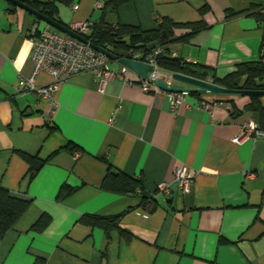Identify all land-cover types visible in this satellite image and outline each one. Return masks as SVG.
Wrapping results in <instances>:
<instances>
[{"label":"crops","instance_id":"crops-1","mask_svg":"<svg viewBox=\"0 0 264 264\" xmlns=\"http://www.w3.org/2000/svg\"><path fill=\"white\" fill-rule=\"evenodd\" d=\"M108 1L55 0L57 16L67 25L99 21ZM256 9L264 11V0H129L108 9L106 21L143 29L164 18L204 21L206 27L191 35L184 27L172 29L167 44L185 60L225 76L238 63L262 58L264 29L251 14ZM43 24L0 0V185L31 201L0 241V264H264V135L233 141L256 117L233 113L250 96L212 95L217 102L206 111L198 107L202 94L187 93L174 111L165 93L83 71L60 84L54 107L16 89L19 76L33 67V43L25 32ZM50 81L45 72L38 77L40 84ZM19 151L45 161L33 178ZM179 165L197 171L186 193L174 180ZM110 166L140 178L143 189H104ZM164 180L171 182L169 194L158 193ZM64 187L74 190L65 194ZM43 214L51 215L50 224L34 230ZM88 215L119 216L131 238L119 228L108 232L86 223Z\"/></svg>","mask_w":264,"mask_h":264},{"label":"trees","instance_id":"trees-1","mask_svg":"<svg viewBox=\"0 0 264 264\" xmlns=\"http://www.w3.org/2000/svg\"><path fill=\"white\" fill-rule=\"evenodd\" d=\"M70 4L74 0H63ZM129 0H110L104 5V13L99 21H94L93 28L85 36L92 41H95L101 46L110 44L111 51L115 53L125 54V51L130 49H139L143 51L151 50L157 44H167L172 35V29L176 27H184L188 29V35H191L198 30L206 27L204 21H194L189 23H177L170 18H164L157 27L152 29H143L135 25L120 24L119 26L109 24L106 21V11L108 9H116L121 4ZM32 7L42 11L46 15L60 22L64 23L57 16L58 9L55 0H48L47 2H38L35 0L25 1ZM204 10H202L203 12ZM251 11L231 12V15H239L242 13H250ZM254 15L263 25L264 29V11L260 9L253 10ZM39 22H43L37 18ZM69 26V25H68ZM166 34L165 39L161 37ZM264 46V34H263ZM264 48V47H263ZM171 49L168 47L166 51L159 57V65L171 72H181L199 79L210 80L222 86L229 88H245V89H264V60L263 56L259 60L247 61L238 63L235 69L225 76H218L215 69L209 65L193 63L183 60V58L172 57L170 55ZM241 78V82L237 85L236 80ZM201 94V93H193ZM251 100L244 109H238L233 106L234 114H243L251 112L258 121L259 126L264 130V103L261 95H249ZM71 146L70 149H74ZM21 156L30 165V176L33 178L38 170L45 163L44 160L37 156L29 154L24 151H19ZM102 187L107 190L115 191L123 194H135L138 190L143 189V182L138 177L130 176L122 171L112 169L110 166ZM73 188H63L65 194L73 191ZM31 201L27 198L13 194L9 189L0 185V241L3 239L9 229H11L23 213L30 206ZM119 216H97L88 215L83 218V221L92 225L103 227L106 231L114 228H119L121 233L127 238H131V234L119 226ZM50 214H43L33 225V229L41 231L45 229L51 222ZM37 259L34 264H41Z\"/></svg>","mask_w":264,"mask_h":264},{"label":"built area","instance_id":"built-area-1","mask_svg":"<svg viewBox=\"0 0 264 264\" xmlns=\"http://www.w3.org/2000/svg\"><path fill=\"white\" fill-rule=\"evenodd\" d=\"M96 7H103V3L97 1ZM78 8L79 5L75 4L74 9ZM93 25L94 21L88 19L75 21L69 26L74 31L85 36V34H88L93 28ZM25 33L30 36L33 43V67L30 74H21L19 76L16 83V89L21 92L38 94L51 101L54 107L58 106L55 95L60 84L75 74L83 71H90L97 76H100L104 82L119 76L125 78L128 83L137 82L144 91L165 93L169 98L171 108L174 111H176L180 104L185 100L187 93L164 91L157 86V80L164 79L167 82H170L167 77H172L171 71L165 70L159 65V57L166 51V48L169 47L168 44H157L151 50L147 51L130 49L125 51V54H121V56L142 60L155 67V70L151 71L147 78L138 76V78L134 80L129 76L131 70L124 65L117 62L120 67L118 70H114L111 67L112 62L114 61H112L106 54L46 22L41 26H33ZM90 41L96 43L95 41ZM103 47L109 51H111L112 48L110 44ZM170 55L172 57L182 58L178 51L171 50ZM183 60L185 59L183 58ZM43 72L51 76V81L40 84L38 83V77ZM154 73H159L162 77L154 79L152 77ZM212 95L217 96L218 94H202V98L198 102V107L206 111H212V108L217 102L215 97H211ZM261 134L264 135V130L260 128L258 121L252 117L246 120L241 128V132L233 137V141L241 143L246 139ZM196 175L197 171L187 165L176 166L173 172L174 180L177 182L178 188L185 193L193 188ZM170 192V181L164 180L158 185V193L169 194Z\"/></svg>","mask_w":264,"mask_h":264},{"label":"water","instance_id":"water-1","mask_svg":"<svg viewBox=\"0 0 264 264\" xmlns=\"http://www.w3.org/2000/svg\"><path fill=\"white\" fill-rule=\"evenodd\" d=\"M9 2L25 9L26 11L30 12L31 14L35 15L37 18L46 22L53 27L68 33L69 35L83 41L84 43L90 45L94 49L106 54L112 61L118 62L129 70L137 73L139 76L147 78L150 75L151 71L155 70V67L149 63H146L142 60L129 58L126 56H121L116 54L112 51L107 50L103 46L91 42L86 36L79 34L78 32L74 31L70 26L65 23L60 22L54 18L49 17L42 11L32 7L24 0H8ZM167 37L164 34L161 39H165ZM263 60H264V48H263ZM172 77L180 80L190 86H177L170 82H167L164 79L157 80V86L164 91H172V92H184V93H201V94H218V95H230V94H243V95H264V89H245V88H229L222 86L218 83H215L210 80L199 79L181 72H172ZM241 82V78L236 80V84L238 85Z\"/></svg>","mask_w":264,"mask_h":264},{"label":"rangeland","instance_id":"rangeland-1","mask_svg":"<svg viewBox=\"0 0 264 264\" xmlns=\"http://www.w3.org/2000/svg\"><path fill=\"white\" fill-rule=\"evenodd\" d=\"M152 77L154 78V79H159L160 77H162L161 76V74H159V73H154L153 75H152ZM167 77V76H166ZM167 79L169 80V81H171V82H175V83H183L182 81H180V80H177V79H175V78H173V77H167ZM224 95V94H223ZM261 98H264V95H261Z\"/></svg>","mask_w":264,"mask_h":264}]
</instances>
